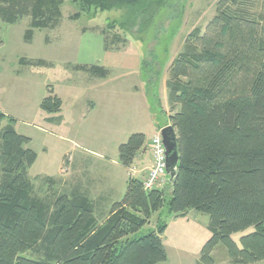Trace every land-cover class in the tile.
I'll use <instances>...</instances> for the list:
<instances>
[{
	"label": "trees",
	"instance_id": "obj_1",
	"mask_svg": "<svg viewBox=\"0 0 264 264\" xmlns=\"http://www.w3.org/2000/svg\"><path fill=\"white\" fill-rule=\"evenodd\" d=\"M259 1L220 0L205 31L198 28L187 37L167 82L171 110L178 108L168 121L177 134V176L151 191L143 181L129 180L125 197L102 225L87 196L62 194L52 206L32 198L26 173L38 156L26 148L31 139L9 125L2 135L0 264H162L168 261L162 240L167 224L158 219L157 230L136 235L155 214L185 218L191 210L210 217L202 264H215L212 255L220 245L232 264L264 262V15L255 12ZM63 5L64 0H0V16L11 25L31 16L25 35L30 43L35 30L59 26ZM50 94L40 108L59 114L63 101L53 89ZM5 120L15 122L0 111V126ZM145 144L144 135L134 134L121 145L122 166L131 167ZM250 228L253 232L238 245L233 236ZM30 252L42 259L26 258Z\"/></svg>",
	"mask_w": 264,
	"mask_h": 264
},
{
	"label": "rangeland",
	"instance_id": "obj_2",
	"mask_svg": "<svg viewBox=\"0 0 264 264\" xmlns=\"http://www.w3.org/2000/svg\"><path fill=\"white\" fill-rule=\"evenodd\" d=\"M96 1V5L85 6L64 0L59 28L55 31L35 30L30 43L25 41V35L31 29V16L19 19L14 25L7 24L0 16V111L15 120L14 123L5 120L0 126V184L6 180L1 161L2 135L12 125L18 134L31 139L26 148L34 150L38 156L26 173L32 185V198L51 206L57 196L70 194L77 180H84L79 173H89L90 177L98 179L114 170L120 146L136 134L131 133L137 124L134 122L137 119L135 104L143 99L132 88L137 82L134 77L126 76L123 67L113 66L115 71L109 82L123 75L119 86L109 84L98 92L87 90L84 98L96 100L101 106L96 115L91 114L83 120V115L78 112L71 121L66 115L67 110L81 93L72 87L76 79L72 67L96 62L101 56L103 59L106 55L104 35L108 39L115 37L114 44L121 53H114V58L137 50L143 63L144 79L149 82L147 92L155 123L167 127L171 124L156 97V80L167 72L169 78V67L183 52L187 37L198 28L205 31L216 15L220 0H138L136 4ZM255 12L264 15V0L257 2ZM83 29L87 31L84 33ZM87 50H92L94 55L88 60L85 59ZM22 59L29 64H20ZM40 61L44 64H38ZM52 89L64 103L62 115L67 122L64 120L63 124L57 114L49 115L40 108ZM79 99H83V94ZM177 111L178 108L172 111L169 106L171 116ZM107 113L110 121L93 122L95 117L105 119ZM122 125L127 127L126 133H120ZM146 134L149 140L152 133ZM73 165L75 168L71 169ZM83 165L88 172L81 169ZM93 191L90 196L96 197L100 193L97 187ZM100 206L101 202H98ZM108 214V210L99 212L96 215L98 223H105ZM158 219L167 224L163 244L168 261L162 264H202L201 249L211 237L210 217L194 210L189 211L186 218L169 217L161 212L155 214L151 223L136 236L157 230ZM251 232L253 228L235 234L233 239L240 245L241 238ZM24 256L31 260L42 259L37 252ZM212 257L215 264H232L224 245L218 246Z\"/></svg>",
	"mask_w": 264,
	"mask_h": 264
},
{
	"label": "crops",
	"instance_id": "obj_3",
	"mask_svg": "<svg viewBox=\"0 0 264 264\" xmlns=\"http://www.w3.org/2000/svg\"><path fill=\"white\" fill-rule=\"evenodd\" d=\"M59 26L56 28V30L59 28ZM86 31L87 30L83 29L84 33ZM104 37L105 40H104L103 51L105 52L106 55H104L103 59L101 56V60H98L96 62L76 64L75 66L72 67L73 73H75L76 76L74 85L72 84V87L80 90L81 93L78 95L77 101H75V103H72V105H69L66 115L68 116V119L71 121H74L78 112L83 115L82 117L83 120H86L91 114L96 115V112L98 111L101 105L96 103L97 102L96 100H94V102L86 100L84 96L86 92H88L87 90H93L98 92L104 90L105 87L109 84L119 86V83H121L120 79L123 78V75L116 79L114 78L113 82H109V80L113 78V73L115 71L113 66L123 67L122 69L126 70V76L129 77L132 76L137 81L132 88L136 93L141 94L143 96V99L139 100L135 104L136 106L135 116L137 119L134 122H136L137 124H135L136 129L133 130L134 132L131 133L142 134L145 136L146 138L145 148L137 155L132 166L129 168H125L124 166H122V164L119 161V155H118L116 160H114L115 163L114 170L113 169L109 170L106 176H101L98 179L96 178L93 179V177L89 176V173L88 174L79 173L81 174V177L84 180L81 181L77 180L74 183L75 185L73 186L70 192V194L75 193L76 195L79 194V195L87 196L88 199L91 201V203L95 206L96 214H98L101 211L108 210L109 211L108 215H110L112 206L115 203L121 202L125 197L129 180L136 179L139 181H143L145 179L146 173L152 168L153 159L151 153V138L154 134L158 133L161 129H163L164 126H158L154 120V112L152 106H150L149 92H147L149 87V82L145 80L143 76V66H142L143 63L140 53L137 50L135 52H129L127 54L124 52L125 54L123 57L114 58L112 57L114 56L113 55L114 53H121L120 49L117 48V45L114 44L115 37L112 39H108L106 35H104ZM114 49H117L116 50L117 52H114L115 51ZM92 57H94L93 51L87 50L85 52V59L88 60ZM91 68H94L97 71L93 73L90 70ZM167 82H168V72L165 75H163L162 73L158 76L156 80V84H157L156 97L160 102V106L163 108L164 111H166L167 116L170 117L171 114L169 113L170 104L168 100ZM82 94H83V99L80 100L79 97ZM165 104H166V108H165ZM62 112L63 109L57 115L61 123L63 124L64 120L65 122L67 121L64 115H62L63 114ZM110 119L111 117L109 113H107L105 119H103L102 117H95L93 122L101 124L110 121ZM126 128L127 127L125 125H122L120 129V133H126ZM146 133H152L149 140L147 139L148 136ZM72 168L73 169L75 168L74 165L71 167V169ZM81 169L85 170V172H88L86 166L84 165L82 166ZM96 187L100 189V193L97 196H101V197L98 199L97 196L96 197L90 196L92 195V193H94L93 190ZM117 192L119 194H117ZM98 202H101L100 207H98ZM102 224L103 223H101V225ZM164 235L162 236V240Z\"/></svg>",
	"mask_w": 264,
	"mask_h": 264
},
{
	"label": "built area",
	"instance_id": "obj_4",
	"mask_svg": "<svg viewBox=\"0 0 264 264\" xmlns=\"http://www.w3.org/2000/svg\"><path fill=\"white\" fill-rule=\"evenodd\" d=\"M151 153L153 165L143 180V186L146 191H151L157 188L158 185H164L167 182V157L161 131L156 133L151 139Z\"/></svg>",
	"mask_w": 264,
	"mask_h": 264
},
{
	"label": "water",
	"instance_id": "obj_5",
	"mask_svg": "<svg viewBox=\"0 0 264 264\" xmlns=\"http://www.w3.org/2000/svg\"><path fill=\"white\" fill-rule=\"evenodd\" d=\"M161 135L166 149L168 180L174 182L179 163L177 134L174 127L169 125L161 130Z\"/></svg>",
	"mask_w": 264,
	"mask_h": 264
}]
</instances>
